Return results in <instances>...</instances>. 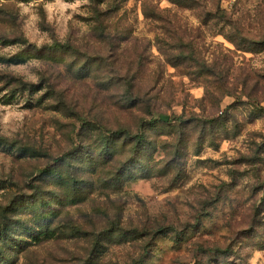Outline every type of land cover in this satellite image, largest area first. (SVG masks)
<instances>
[{"label": "rangeland", "instance_id": "374dc122", "mask_svg": "<svg viewBox=\"0 0 264 264\" xmlns=\"http://www.w3.org/2000/svg\"><path fill=\"white\" fill-rule=\"evenodd\" d=\"M0 264H264V0H0Z\"/></svg>", "mask_w": 264, "mask_h": 264}, {"label": "trees", "instance_id": "16d2710c", "mask_svg": "<svg viewBox=\"0 0 264 264\" xmlns=\"http://www.w3.org/2000/svg\"><path fill=\"white\" fill-rule=\"evenodd\" d=\"M98 10L95 13V18L99 21L102 22L101 16H103L102 11ZM153 17V14H152ZM110 70L117 72V79L115 78L110 79L107 81V87L106 90L110 92V99H113V103L119 106L120 108H128V107H135L139 101L138 95L137 94V75L136 71H133L132 66H116L112 62L109 63ZM133 71V72H132ZM116 90H115V89ZM124 134H116V138L119 139ZM111 140V139H110ZM125 140V139H124ZM108 143V142H107ZM106 146H110V143L107 144ZM117 150H115L116 152ZM109 153H112V150H108L104 155H101V157L108 155ZM103 154V153H101ZM113 154V153H112ZM74 196L80 198L81 200L87 199V195L82 193L81 191L79 192H74ZM124 229V228H122Z\"/></svg>", "mask_w": 264, "mask_h": 264}, {"label": "water", "instance_id": "95a60500", "mask_svg": "<svg viewBox=\"0 0 264 264\" xmlns=\"http://www.w3.org/2000/svg\"><path fill=\"white\" fill-rule=\"evenodd\" d=\"M162 118L168 120V116H162Z\"/></svg>", "mask_w": 264, "mask_h": 264}]
</instances>
